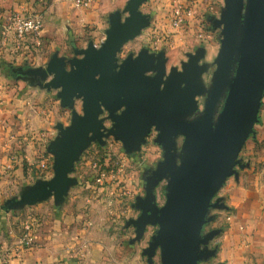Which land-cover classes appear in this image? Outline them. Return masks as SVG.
<instances>
[{
  "label": "crops",
  "instance_id": "crops-1",
  "mask_svg": "<svg viewBox=\"0 0 264 264\" xmlns=\"http://www.w3.org/2000/svg\"><path fill=\"white\" fill-rule=\"evenodd\" d=\"M129 1L0 0V264H115L113 246L108 247L109 242L98 235V229L105 224L104 215H98L96 209L104 208L103 199L115 203L113 194L124 193L123 185L116 189L109 180L104 183L102 176L111 172L112 177L121 175L126 190L140 184L144 191L154 192L158 184H167L170 170L166 162L171 159L165 156L164 145L155 142L156 130L146 114L154 108L151 101L139 107L137 119L134 117L136 129L130 134L115 127L125 106L109 108L99 102L100 139H92L88 134L85 146L69 168V182L62 191L42 192L44 183L55 176L54 145L62 137V130L70 126L72 115L83 114V101L78 95L63 100L62 88L51 85L52 74L41 82L23 72L44 69L53 58L62 61L67 71L84 66L85 50L91 44L98 48L113 25L125 22ZM219 1L222 0H184L196 19H188L186 28L180 30L171 27L167 17L173 0H143L137 9L140 22L115 54L116 67L142 52L164 61L165 76L180 72L182 63L191 56L202 67L209 52L207 48L203 60L197 57V38L204 21L213 28L219 15ZM14 12L41 16L43 27L39 36L15 43L8 29ZM196 20L203 22L199 25ZM181 54L185 60L180 59ZM92 145H106L107 154L113 149L116 152L112 154L118 153L123 165L114 168L115 172L108 171L110 158L105 155L103 164L95 162ZM145 147H153L149 151L156 149L159 157L138 164L136 158ZM174 147L170 152L176 149L177 156L172 159L173 165H178L180 141ZM243 151L236 172L217 190L212 200L217 206L209 208L202 228V237L212 234L203 248L213 252L209 257L215 260L213 264H264L263 103ZM146 157H150L149 152ZM125 162L129 164L128 171L124 169ZM134 189L133 199L127 196L129 209L140 199ZM99 192H104L106 198H100ZM26 225L31 228L34 248H28L23 241Z\"/></svg>",
  "mask_w": 264,
  "mask_h": 264
},
{
  "label": "water",
  "instance_id": "water-1",
  "mask_svg": "<svg viewBox=\"0 0 264 264\" xmlns=\"http://www.w3.org/2000/svg\"><path fill=\"white\" fill-rule=\"evenodd\" d=\"M142 2H128L125 22L113 25L98 48L91 44L85 50L84 66L67 71L62 61L53 58L44 69L30 68L23 72L41 82L52 74L51 85L62 88L63 100L69 101L78 95L83 101V114L72 115L70 126L62 130V137L54 145L55 176L44 183L42 192L62 191L69 182V168L85 146L88 134L91 133L92 139H100L99 102L109 108L125 106L115 127L123 134H130L136 129L134 117L140 112L139 107L150 100L154 108L146 114L157 132L155 142L164 145L165 156L171 159L166 162L170 170L166 178L169 194L163 207L157 210L153 193L147 190L145 197L136 203L141 210L139 217L129 223L138 233L148 222L158 224L152 247H159L160 264H198L213 255L212 251L199 249L212 236H201L207 212L217 206L212 200L224 180L236 172L238 154L258 120L264 94V0H249L235 73L214 127L211 105L204 115L187 118L195 111V97L203 89L202 83L197 84L201 67L196 65L195 57H189L180 72L173 71L168 76H165L164 61L146 52L116 67L115 54L132 37L133 28L140 22L137 9ZM242 3L243 0H226V12L221 17L225 33L234 32ZM225 38L228 39L226 49L230 51L232 38ZM178 141H182L180 162L173 165L172 158L177 153L176 149L173 152L170 149ZM149 251L151 254L152 248Z\"/></svg>",
  "mask_w": 264,
  "mask_h": 264
},
{
  "label": "rangeland",
  "instance_id": "rangeland-1",
  "mask_svg": "<svg viewBox=\"0 0 264 264\" xmlns=\"http://www.w3.org/2000/svg\"><path fill=\"white\" fill-rule=\"evenodd\" d=\"M242 4L243 5L241 10L238 11L239 14L236 17L235 28L232 34L225 33L226 28L221 21L222 15H224V13L226 12V0H222L219 1V11H217V14L219 15L216 17L217 20H215V24L213 28L211 27V24H209L208 21H204L203 24H205V26L202 28V32L199 33V37L197 38V40L200 43L199 48L197 47L200 50L199 53H196L197 57L201 56L203 60V54L205 50H207V48H208L209 56L206 62L202 61L203 65L200 69L201 73L199 76L200 79L199 81L203 84V89L200 95L196 96L195 99L196 109L191 114L190 119L198 118L199 116L204 115L205 110L211 105L210 108H212L213 110L211 115V123L213 127L216 126V124L218 123V119L222 110L225 96L227 94L228 86L231 79L234 76L238 57H239V49L242 44L244 28L246 25L249 0H243ZM225 36H229V38H232V40L230 39V46H229L230 51L226 49L227 47L226 44L228 39L226 40ZM195 49L196 48L194 47H189V50L194 51ZM226 54L229 55L228 59H226L227 58ZM180 59L182 60L186 59L184 54L183 56L182 54L180 55ZM186 62L187 61H184L182 64ZM262 103L264 104V94L262 97ZM154 135L156 136L157 133L154 132ZM181 142L182 141H180V144ZM245 144L238 154L237 157L238 160L241 158L244 152L243 149L245 148ZM151 148L145 147V149L141 152L139 157L136 158L138 164L139 162L141 163L142 161H146V159L153 161L155 158L159 157V152L156 149L149 151V149ZM92 149L93 150L95 149L94 156H92L93 157L92 159L98 164H103V159L105 155H107L108 158H110L108 160L109 167L107 166L108 171L113 170V172H115L114 168L123 165V163H121L122 161L117 158L118 153H116L115 155L112 154V152H116V151L110 149V153L107 154V152L109 151V147H106V145L103 148L102 147L98 148L97 146L92 145ZM147 152L150 153L149 158L146 157ZM135 167H137V169L135 170L136 175H139L138 165H135ZM124 169L126 171H128L129 169V164L126 165V162L124 165ZM89 174H92L93 176L95 175V172H89ZM112 176H113L112 172L110 175L109 173H106L104 176H102L103 182L107 183L106 180H109L110 184L112 185L115 184L116 189L122 187L123 185L121 192L124 193H121L119 196L113 194L115 199L117 200L115 203L113 202L111 203L110 201L103 199V197H105L104 192L102 193L99 192L100 193L99 195L102 194L100 198L103 199V203L101 204H103L104 208H102V206H98V209L96 210L98 211L97 213L98 215L100 216L104 215L103 223L105 225H102L98 229L97 231L98 235H100L104 240H107L109 242L107 244L108 247L113 246L117 259L115 264H160L159 247L158 245L152 247L156 241L158 224L148 222L147 224H145L144 228L142 229V232L139 233L136 232V228L134 227V225L129 223V221L133 220V218L136 219L139 217L141 213L140 207L137 204H135L129 209L128 204H126V202L128 201V197L130 199H133L132 196H133L134 188L132 189L130 187V189L127 188L126 190L121 175H119V177L116 176L112 177ZM110 184L109 187L107 186L108 189L110 188ZM166 185L167 184H164L162 182V184H158L155 187V190H153L154 192H152L154 196L153 204L157 210L163 207L166 198L169 194ZM139 186L140 184H137L134 191L137 190L138 193L137 195H139L138 197H140V199H143L146 195V191L143 190V185H141V187ZM102 187H106V186H102ZM90 189L91 188H89L88 191H91ZM124 198L126 199L124 200ZM140 199L137 198V200ZM127 215L133 217L130 218ZM150 248H152L153 251L151 254L149 253ZM199 249H205V248H203V245H200ZM213 262H215V260H213L212 258H207V259H201L198 262V264H213Z\"/></svg>",
  "mask_w": 264,
  "mask_h": 264
},
{
  "label": "built area",
  "instance_id": "built-area-1",
  "mask_svg": "<svg viewBox=\"0 0 264 264\" xmlns=\"http://www.w3.org/2000/svg\"><path fill=\"white\" fill-rule=\"evenodd\" d=\"M167 17L171 27L180 30L186 28L188 19H196L193 9L185 4L184 0H173L171 8L167 12ZM195 22L199 25L201 24L199 20ZM42 27L41 16L14 12L10 16L8 29L12 33L14 42L19 43L29 36L38 37ZM30 229V226H24L25 235L23 241L28 248H34L35 242L34 238L30 235Z\"/></svg>",
  "mask_w": 264,
  "mask_h": 264
}]
</instances>
